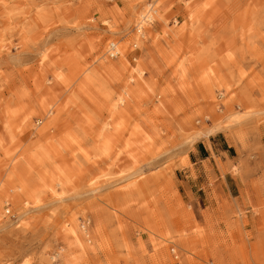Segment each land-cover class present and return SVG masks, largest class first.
<instances>
[{
	"label": "rangeland",
	"instance_id": "374dc122",
	"mask_svg": "<svg viewBox=\"0 0 264 264\" xmlns=\"http://www.w3.org/2000/svg\"><path fill=\"white\" fill-rule=\"evenodd\" d=\"M13 165L0 264H264V0H0V195Z\"/></svg>",
	"mask_w": 264,
	"mask_h": 264
},
{
	"label": "bare ground",
	"instance_id": "6f19581e",
	"mask_svg": "<svg viewBox=\"0 0 264 264\" xmlns=\"http://www.w3.org/2000/svg\"><path fill=\"white\" fill-rule=\"evenodd\" d=\"M191 6H192L191 4L190 5L189 4L187 5V7H189V8H191ZM150 8H151V6H148V8L143 7V10L140 11L139 13H137L139 19L136 22V25H135V34H134V39H136L137 42H140L141 39L146 38L147 34L151 35V32H149V31L146 30L147 24L148 23H152L153 18H154V16L150 13L151 12ZM155 12H157V11H155ZM157 19L158 20H161L162 22L165 21V19L163 18V16L162 15H159V14H157ZM192 21H193V17H191V19H190V22H192ZM181 30L182 29H179L178 32L180 33ZM108 31H109V33H112V34L115 33V30L111 29V27H110V29H108ZM163 32L168 33V30L164 29ZM151 37L154 38V36H151ZM125 46L126 45L123 44V45H120V47H119L118 46V43L109 42L108 45H107V50H106V53L105 54H107V58H109L110 55H114L115 56L114 58H118L119 57L120 58V61L122 63V66H123V67L121 66L120 68L127 70L126 63L124 62V60H125L124 59V55L125 54H124V50L123 49L126 48ZM133 47H136V44L135 43H133ZM106 67H109V66L102 65V68L103 69H105ZM136 71H138V72L141 73L142 69L139 68V65L136 68ZM125 94L128 95L129 94L128 91L125 92ZM126 101H127L126 97H123L121 95V96H119V98L117 100V104H114V106L119 107L120 105H124V103ZM49 112H51V111H48V113ZM134 148H136V145L132 147V149H134ZM18 165H19V163H18ZM18 165H13V167L11 169V171L13 172V174L10 175V179L7 180L6 186L3 187V189L6 191V194L5 195H0V198H2L4 196V197H11L13 199L15 198L17 200V199H20L22 196H25L26 200H23L22 201L23 202L22 208H25L24 205H26L28 203L27 202V199H29V198L32 197V192L33 191L28 189L27 185L19 178L18 174L14 171L17 168ZM60 172H59V177L57 178V184L58 185H61L64 182V180L62 178L63 175H61ZM9 191H11L12 193L11 194H8ZM26 211H27L26 209H23V211L20 212L17 215V222L16 223L20 222V217ZM83 226H82V229H83ZM82 229H81V226H80V228L77 229L76 225H72V227L70 229L65 230V231H66L67 234H69V236L70 235H74L76 237V239L79 241V243L81 244L80 239H79L77 233H80L82 231ZM82 233H83V231H82ZM81 235H86V233L81 234ZM164 236L165 235H163V237ZM163 240H166V237L163 238ZM189 244H192V243H189ZM171 250H172L173 253H175V249L174 248H172ZM125 252L126 253L123 256H121V257H124L123 258L124 262L128 263L129 260L131 261V258L134 257V255H133L132 250H130V248L128 247V245L125 246ZM57 255H59V252H57ZM68 255H70V254H68ZM52 258H53V256H52ZM70 259L72 260L73 263H75L73 256H71ZM218 263L220 264L221 262L219 261Z\"/></svg>",
	"mask_w": 264,
	"mask_h": 264
},
{
	"label": "built area",
	"instance_id": "2783aa9c",
	"mask_svg": "<svg viewBox=\"0 0 264 264\" xmlns=\"http://www.w3.org/2000/svg\"><path fill=\"white\" fill-rule=\"evenodd\" d=\"M111 58H114L115 56L114 55H110ZM172 251V250H171ZM174 257H177V255H175Z\"/></svg>",
	"mask_w": 264,
	"mask_h": 264
}]
</instances>
